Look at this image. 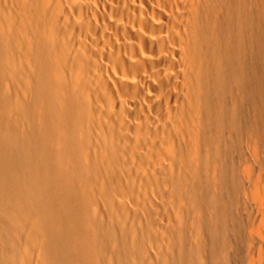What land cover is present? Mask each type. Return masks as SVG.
<instances>
[{
  "label": "bare ground",
  "instance_id": "6f19581e",
  "mask_svg": "<svg viewBox=\"0 0 264 264\" xmlns=\"http://www.w3.org/2000/svg\"><path fill=\"white\" fill-rule=\"evenodd\" d=\"M216 1L0 0V264L41 254L46 264H92L90 224L113 264H204L179 229V245L158 249L102 222L124 193L170 192L193 208L184 157L200 134L223 127L229 95L249 105L263 91V59L245 60L239 43L224 49L221 23L212 34ZM255 22L248 42L258 45ZM221 189L237 195V177ZM202 199L201 214L212 204ZM145 220L149 232L155 218ZM216 223L209 262L231 225L220 215ZM235 255L225 264L244 262Z\"/></svg>",
  "mask_w": 264,
  "mask_h": 264
},
{
  "label": "rangeland",
  "instance_id": "374dc122",
  "mask_svg": "<svg viewBox=\"0 0 264 264\" xmlns=\"http://www.w3.org/2000/svg\"><path fill=\"white\" fill-rule=\"evenodd\" d=\"M207 17L211 22L212 34L217 33L215 38L219 36V32L214 26L222 24L226 32L225 39L221 43L224 49L239 43L240 52L244 54L243 58L248 61L255 57H258L260 61L263 59L264 69V0H217L211 3ZM251 20L256 21L262 35L263 41L258 45L255 42H248ZM262 72L263 78L264 70ZM263 88L264 79L261 87L263 91L259 89L254 94V97H257L252 100L255 103L259 100L256 104L258 106L251 102L252 105L249 104L251 107L239 103L240 107L236 101L237 93L235 94L234 91L232 95H229L221 113L223 119L226 118L222 129L220 126H216L215 129V125H212L209 131L200 134L189 153V159L188 155L184 157L183 170L189 174L187 181L192 188H196V191L192 193L196 199L193 208L192 203L185 199L187 196L179 198L170 192L124 193L122 196H113V209L110 211L109 219L102 222L105 228H112L119 234L138 241L148 238L149 241L155 242L158 249L168 247L172 242L179 245L176 240L179 235L174 232L179 229L183 231L186 239L182 246L191 256L200 254V257H195L204 264H225L233 259L236 253L241 255L240 258L244 261L241 264H264V226L258 228L260 223H256L260 220L264 222V104L261 103H264ZM262 98L263 101H261ZM246 106H249V109ZM253 109L254 111H251ZM237 112L244 114V117H240L242 114L239 115V118H244L243 120L235 116L238 115ZM248 112L250 114H247ZM218 113L217 109L213 116ZM245 115L250 117L252 123L247 121L249 118L245 120ZM232 117L234 124L231 122ZM238 119L240 129L237 130ZM240 120L249 123H245L244 126ZM241 124L243 128H246L242 130ZM233 127H236L237 131ZM243 131L248 133L245 135ZM238 137H241V140H238ZM226 177H237L239 184L237 195L228 193L223 195L221 192V182ZM202 198H205L208 204H212L201 214L199 206L203 204ZM196 205L198 207H195ZM119 213L123 214L118 216ZM149 214L155 218V224L148 232L145 219ZM93 215L94 213L90 211L89 217L92 218ZM219 215L227 219L231 225L219 237L218 259L209 262L205 247L209 244L213 228H218L216 220ZM252 221L257 226L253 225ZM89 228L93 239L89 250L90 261L92 264H113L114 257L110 255L102 259L97 230L92 224ZM27 245L26 239L22 247L25 248ZM258 254L261 257L257 256ZM41 255L35 257L34 264H46L41 263ZM248 256L250 257L247 258Z\"/></svg>",
  "mask_w": 264,
  "mask_h": 264
}]
</instances>
